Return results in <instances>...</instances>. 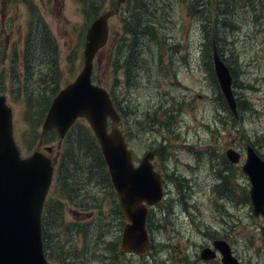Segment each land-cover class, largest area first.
Returning a JSON list of instances; mask_svg holds the SVG:
<instances>
[{
    "label": "rangeland",
    "instance_id": "1",
    "mask_svg": "<svg viewBox=\"0 0 264 264\" xmlns=\"http://www.w3.org/2000/svg\"><path fill=\"white\" fill-rule=\"evenodd\" d=\"M93 1L90 5L87 0L85 11L79 0H0V91L12 106L14 136L24 156L38 146L53 96L80 73L92 21L118 6L117 0ZM196 1L147 0L144 8H138L134 0L124 3L110 18L109 40L94 58L96 81L129 111L121 129L129 136L133 154L140 159L164 141L167 157L163 161L157 156L155 163L158 169L167 170L171 182L166 197L170 199L157 208L154 222L149 223L150 255L122 254L124 219L119 214L118 194L105 162H95L93 148L79 141L84 134L99 145L89 122L81 118L82 126L69 133L68 139L60 140L55 130H51L55 136H44L45 145L56 155L47 217L48 248L55 260L51 264H222L220 256L200 258L201 249L217 238L228 241L245 264H264V218L254 214L247 175L243 172L235 180L238 190L232 198L214 194L212 162L217 164L219 159L210 158L211 154L222 155L224 148L246 151L248 145L264 157V6L258 8L262 0L253 4L228 0V6L224 0H203L206 9L200 11ZM97 3L100 6L95 7ZM137 9L139 15L134 14ZM219 9L234 10L238 18L234 32L224 26L222 33L227 38L221 45L239 82L235 88L237 122L220 103L221 89L205 45L204 29L220 16ZM136 17L141 25L132 38L129 30L136 25ZM35 19V24L45 25L40 32L54 35L58 45L59 73L54 82L32 78L34 67L27 68L23 62L30 36V62L40 65L41 71L52 65L48 52H42L38 44L39 37H31ZM130 47L135 48L133 52ZM127 68L128 75L124 73ZM29 112L30 122L25 119ZM225 159L230 167L226 155ZM202 162L206 167L197 168ZM183 185L195 191L186 198V203L194 205L190 209L180 203L171 205L179 199ZM57 203L64 209L59 210ZM213 214H218L219 222Z\"/></svg>",
    "mask_w": 264,
    "mask_h": 264
},
{
    "label": "water",
    "instance_id": "2",
    "mask_svg": "<svg viewBox=\"0 0 264 264\" xmlns=\"http://www.w3.org/2000/svg\"><path fill=\"white\" fill-rule=\"evenodd\" d=\"M126 0H117L120 6ZM119 9L117 8L116 11ZM113 11L100 14L86 35L84 64L78 76L53 98L42 125V132L55 129L63 139L79 118L89 122L104 156L125 225L121 234L123 253L146 256L151 253L147 226L149 207L163 197L161 174L154 169V153L147 152L136 164L125 135L119 127L121 116L106 88L93 82L94 58L109 39V18ZM214 69L221 91L238 119V102L233 76L223 61L213 35ZM23 157L14 137L13 110L0 91V264H49L42 236V210L54 176L52 148H42ZM231 161L238 156L228 151ZM252 188L256 216L264 217V161L251 145L243 166ZM221 254L223 264H243L233 255L225 239H215L213 247L200 252L203 260Z\"/></svg>",
    "mask_w": 264,
    "mask_h": 264
},
{
    "label": "trees",
    "instance_id": "3",
    "mask_svg": "<svg viewBox=\"0 0 264 264\" xmlns=\"http://www.w3.org/2000/svg\"><path fill=\"white\" fill-rule=\"evenodd\" d=\"M82 4H83V7H84V10L87 11V7H88V3H87V0H79ZM137 7L138 8H144V3L147 1V0H134ZM247 2L253 4L254 3V0H246ZM224 3L228 6V0H224ZM89 4L90 5H94L95 2L93 0H89ZM196 4L197 6H200L199 10L200 11H203V9L205 8V3L203 2V0H197L196 1ZM203 5V6H202ZM218 5V4H217ZM97 6H100L98 3L96 4L95 7ZM202 6V7H201ZM263 6H264V0L262 1H259V6L258 8L260 10L263 9ZM206 9V8H205ZM204 9V10H205ZM141 12L140 9H137L134 11V14L135 15H139ZM219 13H220V16L218 14V16L216 17V19L213 21V23L206 27L204 30H205V37H206V48H207V51L209 52V58L211 59L212 57L210 56V52L212 51L211 47H212V43H211V39H212V35H213V32L215 31V34H216V40H217V43L219 45V47H221L222 43L224 40H226L227 38V34H223V30L225 29L224 26H227V29L229 30V32H234L235 29H237L238 27V18L237 17H234V10H221L219 9ZM34 14V13H33ZM133 14V12L131 13V15ZM35 15V14H34ZM222 17L221 20H219V18ZM36 20L38 19H35L34 21H32V27H33V34L31 37H39V43L42 47H43V51L42 52H48L47 54L49 55L50 59H52L53 61L52 62V65L48 66V70L47 71H41L43 69H39V66H35L34 63L30 62V58L28 56V52L30 51V48L32 46V40L30 39V31L28 32V39L26 41V54H25V60H23L24 64L26 63V67L28 68H32L34 67V69L32 70V78L35 77V76H38V78L46 83V82H54V79L55 77L57 76V74L59 73V57H58V45H57V42H56V39L54 37V35L52 36L51 33L47 34L46 32H40V26L42 23H37L35 24ZM137 21L136 25H134V28L133 29H130L129 32L130 34L132 35V38L135 37V28H138L140 27L141 25V21L139 20L138 17H136L135 19ZM38 21H41V19L39 18ZM220 21V22H219ZM41 27H45L44 26H41ZM39 33V35H37ZM230 34V33H229ZM232 35V34H231ZM130 45L131 46H134L132 40L130 41ZM131 48V52L134 51V47H130ZM134 48V49H133ZM221 50H224L223 47L220 48ZM44 60H40V62H42ZM35 62H39V60L35 59ZM44 63V62H43ZM210 68H211V72L212 74L214 73L213 71V67H212V59H211V63H210ZM233 68V67H232ZM234 69V68H233ZM50 70V72H49ZM233 77H234V87L237 88L239 87V82L236 78V74L235 72L233 71L232 73ZM31 78V75H28L26 76V83L28 84V79ZM53 79V80H52ZM96 79V77H95ZM11 83H14V79L12 78L11 80ZM217 83V81H216ZM218 86V84H217ZM220 103H222L224 106H225V109H228V106L225 102V99L222 95V93L220 92ZM27 103H28V106H29V111L31 110V101H30V98L28 97L27 98ZM242 103L243 101H240L239 105L241 106V109L242 108ZM116 106L118 107L117 103H116ZM234 117L232 116V119ZM25 119L26 121H32L31 118H30V112L25 116ZM234 120V119H233ZM235 121V120H234ZM137 126L140 124V122L138 121L137 119V123H135ZM82 124L80 122L76 123L74 125V127L72 128L71 132L74 131L75 128H79L81 127ZM154 128H149L147 129L148 131H154L153 130ZM70 132V134H71ZM69 134V135H70ZM55 136L51 133V131L48 133V136ZM68 135V137H69ZM68 139V138H66ZM79 141L85 143L86 145H88L89 147L93 148V160L95 162L97 161H101V162H104L103 158H102V152L101 150L99 149V145L96 146V144L94 143L93 140H91L90 136L89 135H84V134H81L79 135ZM163 141H161L162 143ZM94 143V144H93ZM96 148V149H95ZM67 149V148H66ZM158 157L162 160L164 157H165V151H164V146H161L159 149H155ZM65 159V157H63ZM82 199L79 198V201H81ZM50 203V202H49ZM57 206L59 208V210H63V205L61 203H57ZM44 216H43V230H44V233L46 235H49L47 234L48 233V228H47V217H48V209L44 211ZM120 214V212H119ZM154 217H155V214L152 213L151 216H150V220H152L154 222Z\"/></svg>",
    "mask_w": 264,
    "mask_h": 264
},
{
    "label": "flooded vegetation",
    "instance_id": "4",
    "mask_svg": "<svg viewBox=\"0 0 264 264\" xmlns=\"http://www.w3.org/2000/svg\"><path fill=\"white\" fill-rule=\"evenodd\" d=\"M134 64L137 65L138 63L134 62ZM114 69H116V68H114ZM124 73L126 75H128L130 73L129 68H127ZM117 104L119 106V111L122 110V112H123L121 114H123V116L126 117L127 114L129 113V111L122 109L120 107L118 100H117ZM123 123H124V121H121V126L123 125ZM229 149H233L236 154H240V157L243 156V150H239L237 147H231V148H228L227 150H225V148H224L222 155L221 154H213V155H210V158L212 160L216 159V158L219 159V162L217 164H214L212 162V166H213V169H212L213 177L212 178H214V180H215V183L212 184L213 191L216 192L219 196L229 195V197L232 198L237 193L236 189L238 190V186H237V183L235 180L238 179L240 175H243V168H242V165L240 163L234 164L232 162H231V166L229 167V165L227 164V161L225 159V155L227 156V151ZM163 161H164V159H163ZM202 165H204V168L206 167V164L204 162H202L197 166V168H201ZM159 171L162 174L164 193L166 196L170 193L169 188H168L170 180H167V175H166L167 170L165 169V167H161L159 169ZM233 191H236V192H233ZM189 192H193V191L191 189H187L185 187L184 192L181 193V197H179V199L176 198V199L172 200L171 205L174 204V206H175L177 203H180L183 205V207H186V203L182 202V201L186 200V197H187ZM177 195L179 196V193H177ZM169 199L170 198L165 197L164 200L162 201V204L167 202ZM190 206H194V205H190ZM235 224L237 225L238 223H235ZM48 253L50 254L49 248H48Z\"/></svg>",
    "mask_w": 264,
    "mask_h": 264
}]
</instances>
